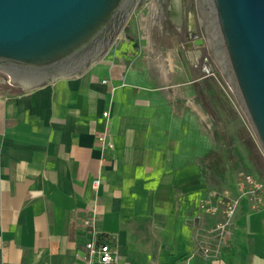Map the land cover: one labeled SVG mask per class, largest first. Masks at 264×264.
Instances as JSON below:
<instances>
[{
  "label": "crops",
  "instance_id": "crops-1",
  "mask_svg": "<svg viewBox=\"0 0 264 264\" xmlns=\"http://www.w3.org/2000/svg\"><path fill=\"white\" fill-rule=\"evenodd\" d=\"M159 9L144 5L143 33ZM131 42L124 33L86 75L33 91L1 73L0 264H81L95 233L120 264H264V191L243 198L224 239L223 215L200 210L210 192L234 190L239 172L264 181L242 132L216 141L227 110L209 94L200 48L184 45L187 61L172 64L174 51ZM104 113L114 144L105 154Z\"/></svg>",
  "mask_w": 264,
  "mask_h": 264
},
{
  "label": "water",
  "instance_id": "water-1",
  "mask_svg": "<svg viewBox=\"0 0 264 264\" xmlns=\"http://www.w3.org/2000/svg\"><path fill=\"white\" fill-rule=\"evenodd\" d=\"M139 1L0 0V72L25 91L86 75L109 54ZM211 1L220 71L264 152V0Z\"/></svg>",
  "mask_w": 264,
  "mask_h": 264
},
{
  "label": "rangeland",
  "instance_id": "rangeland-1",
  "mask_svg": "<svg viewBox=\"0 0 264 264\" xmlns=\"http://www.w3.org/2000/svg\"><path fill=\"white\" fill-rule=\"evenodd\" d=\"M143 2H156L159 6H161L159 9V13L157 12L156 14L155 20H153L152 24L147 27V29H149L150 31V27L153 26L151 40L147 39L149 35L148 31H145L144 33L141 31L139 14L142 13L144 5H147ZM168 5V0H145L139 2L131 17L130 22L128 23L127 27L125 28L122 34L125 33V35L128 36L130 40H132L131 46H149L150 49L162 47L165 52L172 53V51H174V54L176 56L172 58L173 54H171L172 56L170 59V63L172 64L174 62L177 63L178 61L186 62L187 60H184L185 58L182 54L181 47L185 45V48L188 49L187 43L192 42L195 35H197L201 39L202 34L199 27L195 29L194 33L188 30L187 26H190L191 21L189 22V18H186V14H184L183 16L186 25L182 28L181 32H177L181 27H175L173 23H171L169 19V14H171V12L167 9ZM148 21L150 22V20ZM204 49L206 50V47H204ZM191 51H193V49H191ZM212 71V75H214V77L209 80V83L212 84V86L209 84V94H212L217 100L222 103V109L225 107V109L227 110H224L223 114L219 113V118L215 119V130L217 127H219L220 129V131L216 130V141L218 143H227L231 141V144H233L234 141L237 142V140L241 138V136H238L237 133L242 132V134L244 135L243 142L246 145L248 152L251 154L250 159L253 160L254 167L260 170L261 172H264V152L261 149L259 141L255 136L247 118L245 117L230 84L227 82L226 78L217 67H215ZM173 74L174 75H172V78H181V76L177 75L176 71ZM0 78H4V75L1 74V72ZM221 86H223L226 91L229 92V94L232 96L235 103L237 104L238 108H235L230 104ZM202 91L203 90L200 89V93ZM227 107H230L231 109L228 110ZM220 122H224L223 126H231V128L237 129L236 134H231L229 136L225 135L223 130L221 131L222 123Z\"/></svg>",
  "mask_w": 264,
  "mask_h": 264
},
{
  "label": "built area",
  "instance_id": "built-area-1",
  "mask_svg": "<svg viewBox=\"0 0 264 264\" xmlns=\"http://www.w3.org/2000/svg\"><path fill=\"white\" fill-rule=\"evenodd\" d=\"M177 13L180 11V5H174ZM180 14V13H179ZM108 84V81H104ZM230 104L238 108L232 96L226 89L221 86ZM113 90H116L115 88ZM104 118L107 119L105 131L97 137L99 147L102 153L114 149V144L111 139V132L109 126V113H104ZM105 159L101 160L103 164ZM102 186V176L99 175L92 183V188L99 192ZM264 191V181L257 179L254 175L242 171L238 173L234 190L230 191H212L208 196L201 200L200 210L210 216L222 214L224 221L216 226V231L219 233L221 239H224L228 228L232 225L234 218L239 209L243 198L249 196H258ZM87 226L94 227L93 222L88 220ZM204 254L210 256V250L205 249ZM81 264H120L121 255L118 248H115L110 240H102L100 236L95 233L94 237L86 244L85 252L81 255Z\"/></svg>",
  "mask_w": 264,
  "mask_h": 264
},
{
  "label": "flooded vegetation",
  "instance_id": "flooded-vegetation-1",
  "mask_svg": "<svg viewBox=\"0 0 264 264\" xmlns=\"http://www.w3.org/2000/svg\"><path fill=\"white\" fill-rule=\"evenodd\" d=\"M141 1H145V0H140L139 2ZM168 2L169 5L167 9L168 11L171 12V14H169L170 16L169 19L171 23H173L175 27L178 28L181 27L179 30L177 29L178 30L177 32H181L182 28L186 25V22L183 17L184 14H186L187 16L186 18H189V22L190 21L193 22L191 23L193 24L191 28L187 26L190 32L194 33L197 27L200 28L202 38L200 39L197 35H195L194 38H196V40L193 41L194 40L193 38L192 42H189L188 47L200 48L198 53L200 55V61L204 65V70H206V72H209V75L213 74L210 71L213 70L215 67L221 70V67L223 66L222 63L224 61V58L219 48L220 43L214 25L212 1L211 0H168ZM143 3L148 4L149 2H143ZM177 3L178 4L180 3V11H179L180 14L177 13V10L175 11L174 9V5ZM177 15L180 17V21H177L176 18L174 17ZM199 40L204 41L203 45L204 47H206V50L204 49L203 45L197 46L195 44V42Z\"/></svg>",
  "mask_w": 264,
  "mask_h": 264
},
{
  "label": "bare ground",
  "instance_id": "bare-ground-1",
  "mask_svg": "<svg viewBox=\"0 0 264 264\" xmlns=\"http://www.w3.org/2000/svg\"><path fill=\"white\" fill-rule=\"evenodd\" d=\"M178 15L177 16H174V17L176 18L177 21H180V17ZM191 23H193V22H191ZM149 25H151V22L148 24V26ZM191 26H193V24H191ZM147 30L151 34L152 26L150 27V31H149V29H147ZM164 72L167 74V70L165 68H164Z\"/></svg>",
  "mask_w": 264,
  "mask_h": 264
}]
</instances>
